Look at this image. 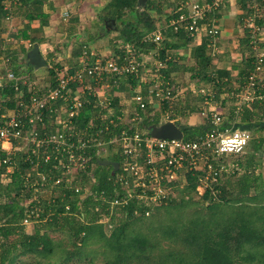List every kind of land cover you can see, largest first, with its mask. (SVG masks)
<instances>
[{
  "label": "trees",
  "instance_id": "16d2710c",
  "mask_svg": "<svg viewBox=\"0 0 264 264\" xmlns=\"http://www.w3.org/2000/svg\"><path fill=\"white\" fill-rule=\"evenodd\" d=\"M47 1L19 0V8L29 23L39 21L43 28L49 25L50 20V15L44 12ZM4 2L0 0V35L2 22L10 15ZM152 6L153 0H148L144 8L138 5V0H112L104 9L105 17L108 23L116 22L113 29L124 41L136 43L145 33L155 30L162 18L157 19ZM158 12L161 15V11ZM258 24L264 25V20ZM39 30L33 31L27 26L18 34H12L11 38L40 43L42 33ZM175 37L176 48L191 44L184 31L175 33ZM207 46V41H204L192 49L194 64L191 67L186 59L184 62L170 61L169 71L180 70V76L190 71L195 80H206L216 87L217 99L222 95L232 98L233 101L226 103L225 115H220L225 126L233 127L238 118L235 108L244 107L240 115L242 124L249 128H263L264 116L254 122L253 116L264 112V104L248 108L237 98L248 82L255 60H246L245 68L240 72L241 78L237 79L239 83L233 85L230 72L213 70ZM1 51L0 43V54ZM17 71L13 69L14 73ZM50 75L55 76L53 69ZM52 84H55L54 80ZM16 104L14 88L5 83L0 90V115L14 109ZM113 107L117 108V102ZM199 108L196 100L188 102L175 112L176 118L198 113ZM91 109L81 113L82 127L98 115V109ZM158 123V120L145 118L140 127L147 130ZM175 124L181 127L185 140L197 139L209 129L184 128L180 121H175ZM95 125L94 131L102 126L99 120ZM116 130L118 132L119 129ZM105 135L98 140L104 142L108 138ZM263 144L262 138L253 140L251 155L256 154ZM18 155L20 153L13 158L15 162L21 161ZM5 156L0 153V159ZM112 159L118 160L117 156ZM239 160V167L224 174L220 181L210 182L203 194L197 191L201 182L196 172L185 173L183 189L177 188L176 195L148 217L136 214L134 205H112L118 187L109 181L110 168L100 165L96 159L70 183L64 181L57 185L54 189L59 195L53 193L47 199L25 190V177L38 160L33 159L32 164L19 162L11 183L7 186L0 183V264H264V179L255 172L251 162L254 158L249 159V166L244 165L248 161ZM54 165V159L39 163L33 175L38 172L50 175L52 171L51 176L55 179L59 173L53 170ZM4 169L0 168V175ZM224 179L226 182L223 184ZM76 186L80 187L78 193L74 189ZM102 193L105 199L101 197ZM29 201L33 207H37L39 202L38 207L43 211L34 221L35 229L31 233L23 225L28 212L24 204ZM191 208L197 213L196 217L187 216ZM52 234H61V238L55 241ZM26 258L28 263L24 262Z\"/></svg>",
  "mask_w": 264,
  "mask_h": 264
},
{
  "label": "built area",
  "instance_id": "2783aa9c",
  "mask_svg": "<svg viewBox=\"0 0 264 264\" xmlns=\"http://www.w3.org/2000/svg\"><path fill=\"white\" fill-rule=\"evenodd\" d=\"M247 1L252 12L249 17L251 44L258 47L262 42L259 38L262 27L256 23L261 19L260 16L264 15L263 6L261 0ZM224 2L225 0L201 3L182 0L180 9L167 25H157L155 30L145 33L138 45L123 44L121 53L117 56L98 57L89 62V59L96 55L84 48L81 66L74 73L67 68L62 71L56 69L55 84L50 85L46 91L41 92L25 83L28 87V100L23 99V91L15 74L6 73L4 78H0V90L4 83H9L20 100L13 110L0 115V153L6 155V158L0 159V168L5 167L0 175V183L3 186L11 183L12 175L19 168V162L32 164L33 159H37V164L31 168L24 181L25 190L34 191L41 197L51 185L53 187L64 181L70 183L76 175L91 165L93 154L102 157L106 153L105 149L112 144L113 147L120 148L123 157L121 170L112 175L110 180L120 189L116 188L117 196L112 205H134L136 214L142 213L148 217L156 208L171 200L176 195L177 188L183 189L185 173L196 172L201 182L197 191L203 194L209 188L210 182H218L224 174L233 172L240 163L239 157L245 154L252 138L247 131L225 126L219 114L210 115L208 131L193 140L157 139L144 132L140 127L144 119L140 113L144 112L147 118L148 115L151 118L153 114L148 112V108L153 104L150 100L145 102L141 95L134 98L140 111L134 112V116L130 118L121 115L109 118L102 114L101 118L96 119L100 121V125L102 122L99 130L94 131L96 120H90L82 127L83 122L79 118L89 102L85 95L99 97L93 83L103 82L109 77H114L117 81L127 76L139 75L141 84L149 86L156 99L163 103H173L176 95L172 89L160 87L159 72L164 68V63L154 62L153 52H145L144 46L149 45L155 53H159L169 30L174 33L184 31L191 40L208 37V47L215 54L218 51L216 39L219 30L215 21L209 22V14L219 11ZM65 15L68 17V14ZM7 19H10V15ZM257 52L255 67L239 97L241 103L256 100L264 102V48L258 47ZM10 61V58H4L7 65H10ZM200 92L207 94L204 89ZM98 106L104 111L109 109L110 102L100 99ZM166 115L164 120L172 121L173 111L167 112ZM203 115L207 118L205 112ZM47 116L54 119L55 127L52 129H49L47 124ZM120 124L125 127L114 140H98ZM237 131L245 137V143L240 150L219 151L218 145L222 136ZM17 153L21 154V161L15 162L13 158ZM51 159L56 161L53 170L59 173L55 179L51 176L52 171L50 175L39 172L36 176L33 175L37 172L39 163H47ZM74 189L77 193L80 191L78 186ZM101 197L105 199L104 193ZM38 203L37 207L31 206V201L24 204L28 211L23 221L25 227L34 224L43 213Z\"/></svg>",
  "mask_w": 264,
  "mask_h": 264
},
{
  "label": "crops",
  "instance_id": "0c3cea01",
  "mask_svg": "<svg viewBox=\"0 0 264 264\" xmlns=\"http://www.w3.org/2000/svg\"><path fill=\"white\" fill-rule=\"evenodd\" d=\"M111 1L112 0H48L44 6V12L50 15L49 25L42 28L41 22L35 21L33 23H29L25 19V13L23 11H20L19 8L20 7L19 0H5L4 2L5 7L10 13V19L5 18L2 22V32L0 35V43L2 48L1 51L2 54H0V78H4L6 73L13 72V69L16 68L18 70L16 72L17 74L14 72L13 73L17 77L21 90L23 91V99L28 100L29 99V94L27 93L28 87L24 84L26 83L30 86H33L34 88L39 89L41 92L46 91V89L50 85H52V82L56 77V73L54 77L50 75V70L54 62H58L57 65L59 67H57L56 69L62 71L63 69L67 68L70 70L71 73H74L81 66V62H83L82 51L84 48H88L89 50L93 51L94 54L96 55V57L89 59V62H92L93 60H95V58L98 57L108 58L110 56L113 57L115 55L116 56L119 55L121 53V48L123 44L126 43L136 44V45L140 44V41L136 43L124 41L121 38L120 33L117 39L114 40L113 37V39L107 44H105V42L98 40L100 36H102V38L104 37L105 31L107 33L118 32L115 31L113 28H112L113 31H110L111 29L110 26L114 27L116 22L114 25L112 24V22L108 23L105 17L106 12L104 9ZM194 1L206 2L209 0H194ZM181 3L182 0H153L152 8L154 10L157 11L162 10L164 12L163 15L164 17L160 15V17L164 18L159 21V23H161V26L163 24L167 25L169 21L175 17V13L178 11V9H180ZM261 5L263 6L262 14H264V0H261ZM251 13L252 12L248 8L247 0H225L224 4L219 9V11L217 12L213 11L211 14H209V22L215 21L216 24L215 26L219 30V35L217 36L216 39L218 51L215 52L214 54L212 49L208 48V55L210 54L212 58V68L213 70L226 69L228 72H230L231 84L233 85L239 83L237 79L241 78L240 72L245 68L246 60L254 59L256 61V57L258 54L257 52L258 47L261 46L262 48H264V25L258 24L259 21L264 20V15H261L260 16L261 19L256 23L258 26L262 27L261 28L262 34L259 36L262 42L258 47H256L251 44L252 33L250 30L251 24L249 23V17L251 16ZM65 14H68V17H66ZM157 14H159V12H157ZM59 20L61 24H63V27H69V29H66L68 30L67 33H70L69 38H71L73 33H75L76 29L79 28L81 29V31L78 34L84 32L87 34V38L89 39L97 36V43H98L97 49L90 47L87 42V39L83 40V42L80 43V46H77L75 49L70 48V46L67 43H63L61 45L59 43V45H57L58 43L57 41L59 40L58 36H60V32L61 31L64 32V30L59 27V25H61L58 24ZM82 22H84L86 25L82 26ZM159 23H157V25H159ZM88 25L89 26L91 25L92 27L91 26L88 27ZM27 26H30V29H32L33 31L39 30L41 28L39 30L42 33V36L40 37V43H36V44L39 45L41 54L46 61L45 67L37 69L29 63L28 54L33 50L35 44L30 42V40H23V39L17 40L11 38L12 34H18ZM169 33H170L169 35L168 34L166 35L159 53H155V51L149 45L144 46V51L148 53L153 52L152 57L154 59V62L159 61L164 63V68L161 69V71L159 72L160 87L162 89L168 87L172 89V92L176 95L174 102L163 103L161 100L156 99L154 94L151 93L150 87L149 86L146 87L145 85L141 84V79L139 75L127 76L118 79L117 81L114 79V77H109L105 79L103 82L93 83L94 88L97 89V93L99 97H95L88 94L85 95V97L89 102L85 106L83 112L87 108L98 109L97 112L98 115L96 116L95 119L92 118L91 120H96L97 118H101L103 115H106L107 117L109 116V118L110 117L115 118L116 116H120V115L125 118H130V116L131 117L134 116V112L136 113L137 111H140L138 109L139 107L134 102V98L137 95L143 96L145 102L148 103L150 100L151 103L153 104L148 108V112L152 113L153 116H151L150 118L148 115V118L152 120L153 119L158 120L159 123L158 125H154L155 127H159L168 122H172L175 124V121H179L181 119V118H176V114H175L176 105L180 102L181 103L185 102V104H187L188 102H186V100H188L187 99L188 97L185 95L186 89L179 90L175 87L174 84V82L177 81V79L180 77V70L178 71L177 69H172V71H169L168 64L170 63V61L184 62L183 60L186 59L187 64L189 65L193 61L191 58L192 49L200 46L201 43H203L204 41H207L209 46L210 40L207 37L203 36L195 40L194 39L191 40V44L188 45L187 47L176 48L177 39L175 37V33H173L171 30ZM30 44L31 46H29ZM4 58L13 59L14 62L13 60H11L10 65H7L4 62ZM63 63H66L67 66L60 65V64L63 65ZM42 69H45V72L43 74L39 73L40 70ZM56 69H54V72ZM48 70H49V74H48ZM166 72H168V74ZM87 82L90 81L87 80ZM44 84H46L45 85L46 87L43 86ZM208 85L211 86V84ZM210 96L211 95L208 93L203 97H201L202 100L205 101L209 113H206V111H202L201 113L202 115L204 112L206 113L207 120L204 121L203 124L198 127L207 128L209 126L208 117L214 113L219 115L222 114L225 115V112L227 110L226 103L227 101L232 100V98H230L228 95L227 96L224 95L222 96L223 98L220 101L218 100L219 107L215 108V106L211 104L209 105L208 103L209 101L213 100V98L209 99ZM16 98L17 101L20 100V97L18 96L17 93H16ZM100 99H107L108 102H110L109 109H104V111L100 109V107L98 106ZM202 100L200 99L198 101L202 102ZM115 102H117V108L113 107V104ZM232 103H233L232 105L234 106V102ZM241 104L243 105L245 104V106L247 105L248 108L249 107L252 108L258 104L263 105L264 102L256 100L254 102H243ZM243 108L244 107L240 109L238 107L235 108L234 113L238 118L234 122L233 125L234 129H238V130L245 129L247 132H249L252 138L251 142L259 138L264 139V127L259 128L257 126L254 127L252 126L251 128H249L248 126H246V124H242L240 117L242 116ZM215 109H217L218 112H215L214 111ZM201 110L202 109L199 108L198 113L190 115L189 117L190 121L187 125H183L184 128L197 127L196 124L199 122V114ZM170 111H173L172 121L164 120V118L167 116L166 113ZM140 115L145 119L146 116L144 112L140 113ZM262 116H264V112L258 113L257 116L255 114L253 116V122L257 121L258 117L262 118ZM192 118H194L193 123L191 120ZM46 119L47 121L51 120L54 123V119L51 116H47ZM154 126L149 127L147 130L143 128V130L144 132H147L151 135V131H152L151 129ZM124 127L125 125H116V127H113L112 130L110 132H107V134L105 135L108 136V138L104 140V142H109L114 140ZM116 129H119L118 132H116L117 131ZM206 132L207 131H205V133ZM183 138H184V134H183ZM251 142L247 148L248 151L246 150L245 154L239 158L241 159L242 162H245V160L248 161V163L244 164L245 166H247V164L249 166V159L251 160L252 158H254V160L251 162L254 163L255 166L254 168L256 169L258 167L264 166V144L256 154L251 155L252 153ZM105 151L106 153L100 158L94 154L92 155V157L94 160L96 159L100 165H102L101 164L102 161L118 163V168L116 170L112 166L102 165L104 167L110 168L109 170L110 173L109 181H110L112 175L116 174L118 171L121 170L123 157L120 148L117 149L116 147H113L112 144L108 146L105 149ZM246 153L248 154L247 159H246ZM18 156L21 157V154ZM114 156H117L118 160H113L112 158ZM93 167L96 168V165L93 164ZM255 172L256 174H258L257 169L255 170ZM49 193L53 195V193L51 192ZM49 195L48 193H45L42 195V197H44V199H47L48 197L49 198L52 197V195L50 196ZM26 230L28 233L32 232V229L30 227H26Z\"/></svg>",
  "mask_w": 264,
  "mask_h": 264
},
{
  "label": "rangeland",
  "instance_id": "374dc122",
  "mask_svg": "<svg viewBox=\"0 0 264 264\" xmlns=\"http://www.w3.org/2000/svg\"><path fill=\"white\" fill-rule=\"evenodd\" d=\"M97 7V6H96ZM155 11H157V10H155ZM158 12V11H157ZM164 15V12L161 10V16H163ZM156 17H157V19H160V15H156ZM164 17V16H163ZM162 19H164V18H161L160 20H162ZM62 23H65V22H62ZM158 23H159V21H158ZM58 24H61V22H60V20H59V23ZM86 24L84 23V22H82V26H85ZM116 25V24H115ZM159 25H161V23H159ZM91 26V25H90ZM89 25H88V27H90ZM102 26V25H101ZM59 27L61 28V29H63L64 30V32H60V36H58V38H59V40L57 41L58 43H57V45H59V43H60V45L61 44H63V43H67L69 46H70V48H73V49H75L77 46H80V43H82L83 42V40H85V39H87V42H88V44H89V46L90 47H93L94 49H97V47H98V43H97V36H95L94 38H87V34L86 33H84V32H81L80 34H78L80 31H81V29L79 28V29H76V31H75V33H73V35H72V37L71 38H69V34L70 33H67L68 32V30H66V29H69V27H63V24H61V25H59ZM70 27H71V25H70ZM92 27V26H91ZM111 27V29H110V31H113L112 30V26H110ZM54 32V31H53ZM170 31H168L167 33H169ZM97 33H98V31H97ZM104 37L102 38V36H100L99 38H98V40L99 41H102V42H105V44H107L108 42H110L112 39H113V37H114V40L115 39H117L118 38V35H119V32H112V33H107L106 31L104 32ZM80 35V36H79ZM93 35H95V34H93ZM86 36V37H85ZM65 41H67V42H65ZM105 46H107V45H105ZM61 50V49H60ZM56 63V64H55ZM62 63V62H61ZM58 62H54V64L52 65V68L51 69H53V71H54V69H56L57 67H59L58 65ZM194 63L193 62H191L190 64H189V66L191 67V65H193ZM61 66H67L66 65V63H63V65L62 64H60ZM185 71V70H184ZM45 72V69H42V70H40V72L39 73H44ZM48 74H49V70H48ZM183 75L182 76H180L178 79H177V81H175L174 82V84H175V87L177 88V89H179V90H182V89H186V92H185V95L188 97L187 99L188 100H186V102H193V101H195L196 100V102H198V104L200 105V108L202 109L201 110V112H200V114H199V122L196 124V126L198 127V126H200V125H202L203 124V122L204 121H206L207 120V118L205 117V116H203L201 113H202V111H206V113H209L208 112V108H207V105H206V103H205V101H198V100H200V99H202L201 97H203L204 95L203 94H201V90L202 89H204L205 91H206V93L208 94H210L211 96H210V98L209 99H212L213 98V100H211V101H209L208 103H209V105L211 104V105H213V106H215V108H218L219 106H218V99H219V101L223 98L222 96H224V95H222V96H220L218 99L216 98L217 97V92H216V87L212 84V83H209L208 81H206V80H200V81H197V80H195L194 78H192V72H190V71H186V72H184V73H182ZM49 77V76H48ZM47 77V78H48ZM205 82V83H204ZM51 83V82H50ZM49 83V84H50ZM208 84H211V86L210 85H208ZM46 84H44L43 86L44 87H46L45 86ZM194 90V91H193ZM198 97V98H197ZM201 103H202V105H201ZM232 103V102H231ZM231 103L229 102V105H231ZM185 104V102H183V103H178L177 105H176V111L178 112L179 111V109L183 106ZM131 109V108H130ZM117 110V109H116ZM215 112H218L217 111V109H215L214 110ZM222 115H224V114H222ZM190 116H187V117H180L181 119L179 120L183 125H187L188 123H189V121H190V118H189ZM223 117V116H222ZM192 120V123H193V120H194V118H192L191 119ZM47 124H48V126L50 127L49 129H52V128H54L55 127V125H54V123L51 121V120H49L48 122H47ZM248 151V150H247ZM247 153H246V159H247ZM245 162H246V160H245ZM257 169V175H260L261 176V179H264V166H262V167H258V168H256ZM234 179L235 178H233L231 181H234ZM66 182V181H65ZM226 182V180L224 179L223 180V184ZM67 183V182H66ZM57 185H54L53 187H52V185L51 186H49L48 188H47V191L46 192H44L43 194H45V193H48V195L50 194L49 192H51V193H55L54 195H59V193L54 189L55 187H56ZM179 193V192H178ZM50 195H52V194H50ZM49 195V196H50ZM187 214V216L188 217H196L197 216V213L195 212V210H193L192 208L191 209H188V212L186 213ZM194 215H196V216H194ZM38 226V225H37ZM28 227H30L31 229H32V231L35 229V225H33V224H30ZM51 237L55 240V241H57L58 239H60L61 238V234H52L51 235ZM27 258L24 260V262L25 263H28L27 262Z\"/></svg>",
  "mask_w": 264,
  "mask_h": 264
},
{
  "label": "water",
  "instance_id": "95a60500",
  "mask_svg": "<svg viewBox=\"0 0 264 264\" xmlns=\"http://www.w3.org/2000/svg\"><path fill=\"white\" fill-rule=\"evenodd\" d=\"M148 0H138V5L144 8ZM115 24V21H112ZM28 60L31 65L39 69L46 66V61L41 54L38 44L34 45L33 50L28 54ZM151 135L158 139H173L181 140L183 138V131L172 122L165 123L159 127H152ZM102 165L112 166L115 170L118 168L117 162L102 161Z\"/></svg>",
  "mask_w": 264,
  "mask_h": 264
},
{
  "label": "clouds",
  "instance_id": "9594fccd",
  "mask_svg": "<svg viewBox=\"0 0 264 264\" xmlns=\"http://www.w3.org/2000/svg\"><path fill=\"white\" fill-rule=\"evenodd\" d=\"M245 143L244 134L239 131L232 134H225L221 138V142L218 145V150L224 151H239Z\"/></svg>",
  "mask_w": 264,
  "mask_h": 264
}]
</instances>
